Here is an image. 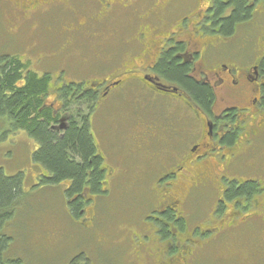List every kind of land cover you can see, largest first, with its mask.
<instances>
[{
    "label": "flooded vegetation",
    "instance_id": "obj_1",
    "mask_svg": "<svg viewBox=\"0 0 264 264\" xmlns=\"http://www.w3.org/2000/svg\"><path fill=\"white\" fill-rule=\"evenodd\" d=\"M39 1L66 11L80 4V0H33L30 6ZM91 1L97 14L82 22L74 15L75 21L61 24L65 27L61 33L68 35L60 33L65 41L60 52L71 47L76 34L104 37L90 27L102 24L112 8L132 12L138 21L132 39L121 44L122 56H128L125 61L120 58L123 70L108 76L104 72L93 86L101 96L99 110L111 106L108 98L118 90L132 91L129 97L143 102L130 111V119L137 120L125 143L133 156L142 159L138 168L144 205L149 208L142 222L132 223L139 230L133 235L146 243L141 248L144 259L149 264H204V258L228 263L224 257L230 253L229 243L257 230L252 235L255 251L250 250L241 264L257 263L252 257L264 253V0H244L248 16L234 23L230 34H224L222 26L234 11L230 0H155L151 8L150 0L147 6L140 0ZM217 3L224 9L215 18ZM116 35L106 33L112 38L110 47L119 45ZM136 45L140 62L130 69ZM104 59L110 62L115 57ZM170 60L187 68L186 78L207 88L208 106L159 72L158 66ZM63 76L62 70L55 77L57 84L69 82ZM162 96L178 106L177 116L165 119L164 112L153 111ZM55 101L56 105L47 103L59 111L63 103L58 95ZM145 111L151 113L150 119H142ZM71 114L65 110L56 128L65 130ZM109 174L113 179L115 173ZM246 184L251 185L248 191L230 196L232 187L239 190Z\"/></svg>",
    "mask_w": 264,
    "mask_h": 264
},
{
    "label": "rangeland",
    "instance_id": "obj_2",
    "mask_svg": "<svg viewBox=\"0 0 264 264\" xmlns=\"http://www.w3.org/2000/svg\"><path fill=\"white\" fill-rule=\"evenodd\" d=\"M31 1L33 0H0V57L19 56L29 62L32 71L38 74L49 73L52 77L63 70V77L69 81L91 83L100 80L104 72L108 74L117 69L116 63L109 64L107 59L98 62L96 52L102 47L100 58L110 55L117 59L115 53L121 51V44L125 40L132 39L138 25L133 20L135 17L131 16L132 12L123 11L121 7L115 10L112 8L113 12L107 14L102 24L90 27L100 31L104 37L89 39L76 34L72 38L74 42L71 47L60 52V47L65 42L60 37L65 28L64 25L61 27L63 21H75L76 15L82 22L84 17L97 14L96 5L91 0H80L79 5L71 6L73 11H66L45 6L43 1L30 6ZM146 1L148 0H140V4L143 5ZM154 1L150 0L148 8H151ZM139 10L145 13L146 7L141 6ZM106 33L118 35L117 48L110 47L112 38H108ZM61 34L68 35L66 32ZM138 49L137 45L131 49L135 51L132 55L134 67L140 62ZM127 59V55L122 58L124 61ZM118 64H121V60ZM52 83L47 102L56 105L54 89L58 84L56 81ZM127 94L132 95L130 91L118 90L108 98L110 105L115 104L121 112L117 109L110 113L96 111L97 114L91 120L95 142L104 162L110 164L111 171L114 169L112 172L115 176L105 186L107 193L96 195L92 199L94 213L90 205L86 206L82 224L72 219L68 213L64 199L66 185H38L37 176L41 172L30 159L37 147L36 143L23 132L7 134L0 140V169L7 176L19 173L23 175L22 196L13 216L3 228V232L12 238L6 252L8 258L19 259L22 264H69L80 254L87 259L88 264H149L142 255L146 243L142 245L141 240L133 235L139 230L136 229L137 225L133 226L132 221L142 222L149 207L144 205L146 197L141 186L143 176L138 168L142 159L133 156L131 153L134 151L125 143L128 132L126 122L130 119L126 111L131 105L138 104L123 101ZM171 101L166 96L160 97L153 111H159V115L160 111L167 115L180 111L177 106L168 104ZM92 216H95L93 227H87ZM85 222L87 224L83 225ZM256 231L238 242L231 241L230 253L224 259L237 260L236 264H241L250 250L255 251V239L252 235ZM255 258L257 263L249 264H264V253L263 256L256 254L252 257ZM229 261L219 263L214 259L201 260L204 264H230Z\"/></svg>",
    "mask_w": 264,
    "mask_h": 264
},
{
    "label": "trees",
    "instance_id": "obj_3",
    "mask_svg": "<svg viewBox=\"0 0 264 264\" xmlns=\"http://www.w3.org/2000/svg\"><path fill=\"white\" fill-rule=\"evenodd\" d=\"M215 6L217 10L215 18H218L224 8L220 3ZM230 6L234 7V11L231 17L222 23L224 34H230L233 24L244 22L248 16L244 0H230ZM115 55L117 59L108 63H112V65L116 63L117 69L106 74L107 76L123 70L124 65L118 64L122 51L116 52ZM97 56L96 60L99 62ZM166 62L168 61H164L158 66L159 72L167 79L182 85L200 105L208 106L211 95L207 88L186 78L187 68L185 66H180L172 60L169 61V64ZM132 68L134 66L131 65L130 69ZM55 77L49 73L38 74L32 71L29 68V62L19 56L3 55L0 57V140L7 134L23 132L36 143L37 147L32 152L30 159L41 172L37 176L38 185L42 187L66 185L64 199L68 213L72 219L82 224L83 212L81 210L87 205L91 206L94 196L107 193L105 186L111 178L110 164L104 162L98 149L91 129V120L97 114L96 111L110 113L112 110L117 109L120 112L122 110L115 104L106 109H98L101 96L96 94L93 85L100 80L91 83L73 80L67 83L64 81L62 85L58 84L54 89V94L58 95L59 100L63 103L59 111H54L48 105L47 99L50 96L51 83H54ZM130 93L134 95V92L130 91ZM124 98L125 102H138V97H129V94ZM171 102L168 104L177 106L173 101ZM142 103L140 101L134 106H141ZM134 106L127 109L126 112L131 114L130 111L135 109ZM142 109L147 110L145 107ZM65 110L72 111V114L66 124V129L57 131L56 126ZM177 112L179 110L172 114L177 116ZM150 116L151 113L145 111L142 119H150ZM135 120L137 118L131 117L130 121L132 122L126 124L128 130L135 124ZM106 170H109L107 174ZM22 183V173L7 176L0 169V264H22L19 259L7 257L6 252L12 238L3 232L4 225L13 216L18 200L22 196ZM250 187V184H246L239 190L232 187L229 194L234 196L240 192L248 191ZM91 207L92 213H94V207ZM93 224L94 219L86 226L93 227ZM69 264L88 263L87 259L79 254Z\"/></svg>",
    "mask_w": 264,
    "mask_h": 264
},
{
    "label": "water",
    "instance_id": "obj_4",
    "mask_svg": "<svg viewBox=\"0 0 264 264\" xmlns=\"http://www.w3.org/2000/svg\"><path fill=\"white\" fill-rule=\"evenodd\" d=\"M161 90H162V91H165V90H163V89H161ZM175 92H176L175 90L172 91V93H175Z\"/></svg>",
    "mask_w": 264,
    "mask_h": 264
},
{
    "label": "bare ground",
    "instance_id": "obj_5",
    "mask_svg": "<svg viewBox=\"0 0 264 264\" xmlns=\"http://www.w3.org/2000/svg\"><path fill=\"white\" fill-rule=\"evenodd\" d=\"M61 120H62V119H61ZM60 124H61V123H60ZM60 124H59V125H60ZM57 129H62V128H61V127H59V128H57ZM62 130H63V129H62Z\"/></svg>",
    "mask_w": 264,
    "mask_h": 264
}]
</instances>
